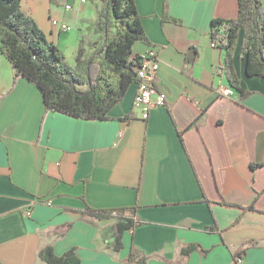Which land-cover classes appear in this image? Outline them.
Returning a JSON list of instances; mask_svg holds the SVG:
<instances>
[{"label": "crops", "instance_id": "1", "mask_svg": "<svg viewBox=\"0 0 264 264\" xmlns=\"http://www.w3.org/2000/svg\"><path fill=\"white\" fill-rule=\"evenodd\" d=\"M134 1L150 43L133 50L157 52L155 87L166 96L146 119L135 83L106 120L46 112L40 89L0 52V264H44L46 246L73 249L78 264H264V79L246 76L239 41L232 88L210 39L213 20L237 17V0ZM102 6L20 1L70 67L80 42L88 55L100 41ZM86 206L137 207L120 249L115 219H91Z\"/></svg>", "mask_w": 264, "mask_h": 264}, {"label": "trees", "instance_id": "2", "mask_svg": "<svg viewBox=\"0 0 264 264\" xmlns=\"http://www.w3.org/2000/svg\"><path fill=\"white\" fill-rule=\"evenodd\" d=\"M21 0H0V52L10 62L14 77L21 76L34 83L43 95L44 110L84 120H106L108 112L118 104L129 86L138 82L137 70L142 56L133 50L135 43L149 44L134 0H101L102 21L100 41L89 43L92 52L85 55L80 42L76 66L70 67L62 52L47 39L36 22L26 15ZM93 2L94 0H86ZM235 19L212 21L210 39L224 56L222 69L232 88H238L232 69V59L238 42L241 59L245 61L247 77L264 79V11L260 0H237ZM163 20L181 21L163 14ZM223 29V39H217ZM241 34L243 35L240 39ZM137 207L93 209L86 206L83 214L100 221L115 219L116 250L121 248V236L134 228L133 215ZM246 210H253L248 206ZM213 231V228H208ZM195 246L182 248L186 255ZM39 257L44 264H78L73 249L56 256L51 246L42 248ZM138 258L132 251L127 262ZM142 264H145L142 262Z\"/></svg>", "mask_w": 264, "mask_h": 264}, {"label": "built area", "instance_id": "3", "mask_svg": "<svg viewBox=\"0 0 264 264\" xmlns=\"http://www.w3.org/2000/svg\"><path fill=\"white\" fill-rule=\"evenodd\" d=\"M85 3L86 0H74ZM65 9H70V5H65ZM52 25L61 31H68L70 27L67 24L61 23L56 19L51 21ZM223 29H219L216 35L217 39H223ZM211 46L216 47L215 41H211ZM160 66V60L157 52L150 49L142 58L140 67L137 70L138 82L134 95L133 105L139 111L142 118L146 119L148 112L155 107L165 106L166 96L156 89L157 73ZM220 91V94L225 97H231L233 90L230 87H225ZM29 215V212H26ZM236 264H242L240 257H236Z\"/></svg>", "mask_w": 264, "mask_h": 264}]
</instances>
